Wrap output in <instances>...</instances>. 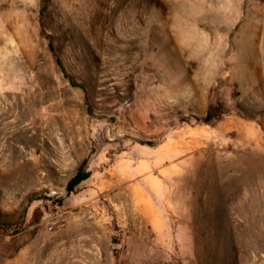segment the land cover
<instances>
[{
  "label": "rangeland",
  "instance_id": "rangeland-1",
  "mask_svg": "<svg viewBox=\"0 0 264 264\" xmlns=\"http://www.w3.org/2000/svg\"><path fill=\"white\" fill-rule=\"evenodd\" d=\"M0 264H264V0H0Z\"/></svg>",
  "mask_w": 264,
  "mask_h": 264
},
{
  "label": "trees",
  "instance_id": "trees-1",
  "mask_svg": "<svg viewBox=\"0 0 264 264\" xmlns=\"http://www.w3.org/2000/svg\"><path fill=\"white\" fill-rule=\"evenodd\" d=\"M214 108L211 107V109L209 110V114L212 113ZM87 174H82L80 173L73 181V183L70 185V190H72V186L76 185L78 182H81L82 180L86 179L87 178Z\"/></svg>",
  "mask_w": 264,
  "mask_h": 264
},
{
  "label": "bare ground",
  "instance_id": "bare-ground-1",
  "mask_svg": "<svg viewBox=\"0 0 264 264\" xmlns=\"http://www.w3.org/2000/svg\"><path fill=\"white\" fill-rule=\"evenodd\" d=\"M19 119L18 118H16L14 121H13V124H16V123H18L19 121H18ZM10 123H7V124H5V126H8ZM176 149V148H175ZM153 182V184H154V180L152 181ZM154 187L157 189V190H159V184H157V183H155L154 184Z\"/></svg>",
  "mask_w": 264,
  "mask_h": 264
}]
</instances>
